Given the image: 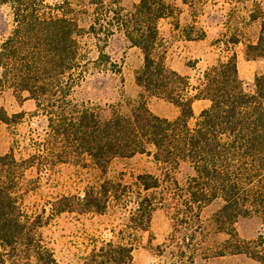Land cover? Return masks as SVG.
<instances>
[{
	"label": "trees",
	"instance_id": "trees-1",
	"mask_svg": "<svg viewBox=\"0 0 264 264\" xmlns=\"http://www.w3.org/2000/svg\"><path fill=\"white\" fill-rule=\"evenodd\" d=\"M2 6L10 8L14 26L0 41V95L7 89L28 93L36 112L45 117L47 131L27 159L0 152V264H58L43 240L42 217H29L23 210L24 168L52 154L60 161L90 157L104 168L114 158L151 151L171 167L188 161L194 170L184 183L169 173L165 179L137 176L153 192L138 199L133 217L139 219L138 227L149 224L159 189L160 202L171 212L172 264L238 253L264 264V233L245 240L234 228L238 218L253 215L264 225V73L247 85L235 57L219 60L195 83L170 68L155 54L159 21L173 12L168 0H137L129 7L122 0H0ZM251 17H257L254 10ZM117 32L144 55L136 76L142 92L127 113L118 104L102 105L78 94L90 76L121 75V65L105 49ZM205 35L201 28L195 39ZM86 36L92 38V48ZM186 36L193 39L191 31ZM248 48L264 56V22L257 42ZM149 95L171 101L180 115L170 119L153 113ZM204 99L210 104L192 124L193 103ZM22 115H10L0 105L4 122L19 121ZM79 201L85 210L105 209V200L93 192ZM216 201L220 207L204 218L203 210ZM131 252V247L109 242L88 264H131Z\"/></svg>",
	"mask_w": 264,
	"mask_h": 264
},
{
	"label": "rangeland",
	"instance_id": "rangeland-1",
	"mask_svg": "<svg viewBox=\"0 0 264 264\" xmlns=\"http://www.w3.org/2000/svg\"><path fill=\"white\" fill-rule=\"evenodd\" d=\"M136 1L122 0V3L129 7ZM168 1L173 12L159 21L160 37L155 54L163 58L170 68L189 76L195 83L203 71L219 60L235 57L239 76L247 85L253 84L256 75L264 73V56H258L257 50L248 48L259 38L264 22V0ZM253 10L256 19L251 17ZM87 21L85 18L83 25ZM13 26L10 8L0 7V41ZM201 28L205 30V37L195 39ZM188 31H191L193 39L186 36ZM84 41L93 47L90 36H86ZM105 49L121 65V75L90 76L80 88L79 97L102 105L118 104L120 110L127 113L142 92L136 76L143 66V52L119 32ZM95 55L93 50L92 56ZM147 102L151 111L161 117L174 119L180 115V108L165 98L149 95ZM209 104L206 99L193 103L192 124ZM0 105L10 115L23 113L19 121L7 123L0 120V152H13L18 160L29 158L35 152V144L46 137L45 117L36 112L35 100L26 92L7 89L0 95ZM40 162L23 169L20 180L22 207L29 217H42L44 223L40 230L43 240L54 251L58 264H88L93 253L109 242L131 247V264H172L171 212L160 202L159 189L154 197L158 203L149 224L145 228L138 227L139 219L133 217L138 199L152 191L144 189L137 176L151 174L165 179L169 173L184 183L194 172L190 162L180 161L171 167L157 160L152 151L114 158L104 168L82 155L60 161L52 154ZM86 192H93L105 200V209H82L79 198ZM62 207L66 209L59 211ZM219 207L218 201L207 206L203 210L204 218H209ZM234 228L245 240L255 239L259 233H264L262 218L257 215L238 218ZM224 236L221 235L222 238ZM194 264L259 262L245 253H238L201 256Z\"/></svg>",
	"mask_w": 264,
	"mask_h": 264
}]
</instances>
